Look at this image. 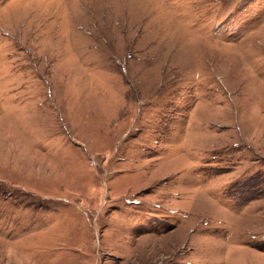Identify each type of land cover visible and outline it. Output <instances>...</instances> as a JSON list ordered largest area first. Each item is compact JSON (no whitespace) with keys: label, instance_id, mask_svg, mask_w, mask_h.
<instances>
[{"label":"rangeland","instance_id":"rangeland-1","mask_svg":"<svg viewBox=\"0 0 264 264\" xmlns=\"http://www.w3.org/2000/svg\"><path fill=\"white\" fill-rule=\"evenodd\" d=\"M0 264H264V0H0Z\"/></svg>","mask_w":264,"mask_h":264}]
</instances>
